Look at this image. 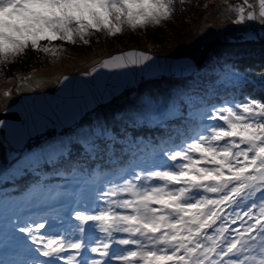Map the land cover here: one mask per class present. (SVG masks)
<instances>
[{
    "label": "snow or ice",
    "instance_id": "snow-or-ice-1",
    "mask_svg": "<svg viewBox=\"0 0 264 264\" xmlns=\"http://www.w3.org/2000/svg\"><path fill=\"white\" fill-rule=\"evenodd\" d=\"M176 3L0 0V66L30 53L60 57L67 44L90 46L98 32L158 26ZM227 7L244 29L241 41L264 40V0ZM180 59V68L196 71L193 57ZM136 65L168 70L150 53L130 51L83 75ZM222 68L211 87L193 80L131 96L108 120H77L85 108L95 111L96 93L58 109L25 102L19 125L0 120L13 132L0 168V264H264V71L253 78L251 68ZM115 93L99 98L111 102ZM56 122L78 130L48 135ZM26 176L32 182L21 188Z\"/></svg>",
    "mask_w": 264,
    "mask_h": 264
},
{
    "label": "rangeland",
    "instance_id": "rangeland-1",
    "mask_svg": "<svg viewBox=\"0 0 264 264\" xmlns=\"http://www.w3.org/2000/svg\"><path fill=\"white\" fill-rule=\"evenodd\" d=\"M242 2L243 0H183L181 3L177 0L173 17L163 20L158 26L149 25L136 30L125 29L122 33L115 35L95 33L88 38L90 46L79 42L76 45L67 44L65 45L66 52L60 57L41 53L44 59L42 62L37 63L27 72L16 71L12 76L5 73L7 65L0 66V111L24 94L51 92L57 84V79H60L62 75L86 71L100 62L102 58L125 49L137 48L156 55L190 56L198 59L201 46L205 45L209 39L233 36L236 31L243 30L241 26L232 23L234 17L226 16L229 11L228 5ZM249 2H258V0H249ZM249 27L256 28L257 26L250 25ZM229 53L231 52L215 49L212 46L206 53L200 70L183 77L182 81L176 80L177 78H166L142 84L138 89L126 91L112 99L111 102L96 107L94 112H88L83 117L84 122L97 116L105 120L110 119L112 113L131 96L144 94L157 96L182 87L193 80L207 81L210 78L207 77L209 74L222 68ZM21 76L28 77L24 84L20 82ZM17 87L20 91L16 90ZM9 91L11 94L6 96L5 92ZM77 130V128L65 129L59 133L51 130L46 133L48 135L52 132L51 135H73ZM11 151L12 148L7 145L3 132L0 130V168L8 164ZM0 251H2V245H0Z\"/></svg>",
    "mask_w": 264,
    "mask_h": 264
},
{
    "label": "water",
    "instance_id": "water-1",
    "mask_svg": "<svg viewBox=\"0 0 264 264\" xmlns=\"http://www.w3.org/2000/svg\"><path fill=\"white\" fill-rule=\"evenodd\" d=\"M240 31L235 32L233 36L236 38L234 40L230 41L227 39V37L209 39L205 45L201 46L200 56L198 57V59H194L196 71H190V70L186 71L179 67V65L181 64L180 58L190 57V56L172 57L167 55H156L154 53L148 52L154 57L158 58L160 63L165 65L166 68H168V70L159 71V72L145 71L141 73L140 69L142 66L136 65V66H130V69L132 70L124 71V72H120V71L110 72L109 70L105 69L102 71V76L99 78L97 77L96 73H93L91 77H85L83 75L85 71H80L78 73H72V74H64L60 77V79L62 80L64 76H68L70 77L69 81H62L61 83H57L53 91L51 92L48 91L34 92V93L22 95L13 104L6 107L4 110L0 111V120H6L9 122V124L17 126L20 124V121L23 118L24 113L21 110V105L24 104L25 102H30V103L35 102L37 105L39 104L50 105L52 109H58L63 104L67 103L69 99H71L75 103L77 100L82 99L84 96L90 93H96L97 95V99L94 101V107L96 108L102 104L108 103L106 102V99L99 98L100 93L108 92L112 89H116V93L112 97V99H114L115 97L126 91L136 90L139 88L140 85L151 81L162 80L166 78L179 79L197 72L198 70H200L204 62L206 53L210 50L212 46L215 45L231 46L238 44L259 45L264 43V40L241 41L237 36V33H239ZM130 51L141 52L143 50L137 48L125 49L113 53L107 57H104L101 59V61L103 59H107L110 56H114V55L118 56L122 52L126 53ZM93 66L89 67L88 70L86 71H90ZM98 81H99V85H98ZM69 83L72 85V87L71 89L66 90V85ZM98 87L99 90H97ZM88 112H90V109L85 108L81 112L80 116L77 117V120L79 121L81 117H85V115ZM75 128L76 127L70 122H64V123L56 122V123H49L47 129H44V131L47 132L53 130L54 132L59 133L65 129H75ZM0 130H2L3 132V137L7 145L11 147V142L13 140L12 130L2 126H0Z\"/></svg>",
    "mask_w": 264,
    "mask_h": 264
},
{
    "label": "trees",
    "instance_id": "trees-1",
    "mask_svg": "<svg viewBox=\"0 0 264 264\" xmlns=\"http://www.w3.org/2000/svg\"><path fill=\"white\" fill-rule=\"evenodd\" d=\"M215 49H224L229 53V55L226 57L225 63H235L237 68L240 71H244L246 69H254L252 76L255 78L260 72L264 71V67H260L259 65L264 62V43L259 44V45H245V44H238V45H232L230 47H224L223 46H214ZM44 59L40 55L39 57L36 56L35 53H30L28 57L24 58L23 62H17L11 65L5 66L6 70V75L12 76V74L16 71L20 72H27L29 71L32 67H34L37 63L42 62ZM224 63V64H225ZM223 64V65H224ZM221 68V67H220ZM223 71V68L220 70H217V72L209 74L207 77H210L207 81H202L201 79V84L211 87L212 84L217 80V73ZM178 81H182V78L176 79ZM253 89L249 88L246 90L247 92H252ZM255 94H260L256 92ZM68 131V130H66ZM53 133V132H52ZM50 133V135L52 134ZM79 146L74 145L73 146V151H78ZM32 177L31 176H26L22 179H19L17 181L18 185L23 188L26 184H29L32 182Z\"/></svg>",
    "mask_w": 264,
    "mask_h": 264
}]
</instances>
